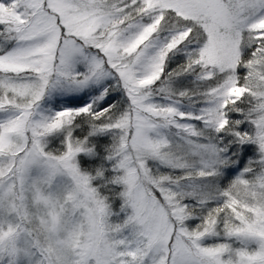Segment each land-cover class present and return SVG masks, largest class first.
I'll list each match as a JSON object with an SVG mask.
<instances>
[{
    "label": "snow or ice",
    "instance_id": "snow-or-ice-1",
    "mask_svg": "<svg viewBox=\"0 0 264 264\" xmlns=\"http://www.w3.org/2000/svg\"><path fill=\"white\" fill-rule=\"evenodd\" d=\"M0 264H264V0H0Z\"/></svg>",
    "mask_w": 264,
    "mask_h": 264
}]
</instances>
